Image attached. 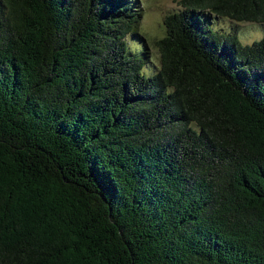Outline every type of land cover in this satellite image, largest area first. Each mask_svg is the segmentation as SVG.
<instances>
[{
	"label": "trees",
	"instance_id": "obj_1",
	"mask_svg": "<svg viewBox=\"0 0 264 264\" xmlns=\"http://www.w3.org/2000/svg\"><path fill=\"white\" fill-rule=\"evenodd\" d=\"M181 6L0 0V264H264V0Z\"/></svg>",
	"mask_w": 264,
	"mask_h": 264
},
{
	"label": "rangeland",
	"instance_id": "obj_2",
	"mask_svg": "<svg viewBox=\"0 0 264 264\" xmlns=\"http://www.w3.org/2000/svg\"><path fill=\"white\" fill-rule=\"evenodd\" d=\"M141 5L142 19L139 26V32L146 38L150 49L152 62H159V54L156 47V42L166 36L165 20L166 18L176 12L182 11L181 0H133ZM220 26L214 27L216 31L221 30L222 33L233 34L239 38L242 45H251L255 41H260L264 38V24L243 23L236 24L230 19H224L220 22ZM236 27V28H235ZM238 33H234V31ZM219 31V32H221ZM235 31V32H236ZM133 47V54H140L142 52V42L134 40L129 36ZM130 51V49H129ZM131 52V51H130ZM147 70V67L146 69ZM147 73V71H146ZM154 75V73L148 74Z\"/></svg>",
	"mask_w": 264,
	"mask_h": 264
}]
</instances>
